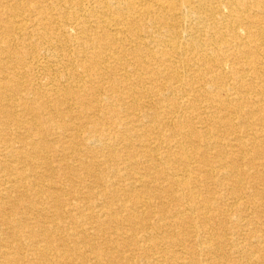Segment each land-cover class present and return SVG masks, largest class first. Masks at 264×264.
<instances>
[{"label": "bare ground", "instance_id": "6f19581e", "mask_svg": "<svg viewBox=\"0 0 264 264\" xmlns=\"http://www.w3.org/2000/svg\"><path fill=\"white\" fill-rule=\"evenodd\" d=\"M0 264H264V0H0Z\"/></svg>", "mask_w": 264, "mask_h": 264}, {"label": "rangeland", "instance_id": "374dc122", "mask_svg": "<svg viewBox=\"0 0 264 264\" xmlns=\"http://www.w3.org/2000/svg\"><path fill=\"white\" fill-rule=\"evenodd\" d=\"M235 261H236V260H235ZM235 261H234V262H235Z\"/></svg>", "mask_w": 264, "mask_h": 264}]
</instances>
